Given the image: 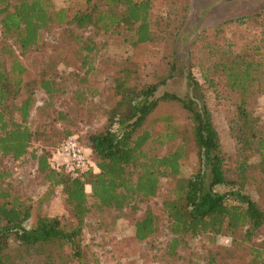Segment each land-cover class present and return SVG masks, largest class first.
I'll list each match as a JSON object with an SVG mask.
<instances>
[{
    "label": "trees",
    "instance_id": "16d2710c",
    "mask_svg": "<svg viewBox=\"0 0 264 264\" xmlns=\"http://www.w3.org/2000/svg\"><path fill=\"white\" fill-rule=\"evenodd\" d=\"M159 1L167 8L160 15L153 13L157 0H81L70 15L65 8H55L50 0H0V156L20 158L34 138L55 146L35 155L36 170L49 187L60 188L74 220L65 227L59 218L35 211L11 195L2 186L8 173L0 169V264H96V259L90 263L82 245L83 225L92 208L136 210L139 202L157 195L162 178L170 181L173 194L162 201L171 234L169 255L187 245L189 239L211 233L231 239L228 247L219 248L228 256L222 254L224 258L215 262L210 259L211 264L236 260L233 249L244 251V264H262L264 238L259 244H254L253 238L264 227V208L241 189L248 182L259 190L264 182V138L259 135L258 119L248 110L249 101L264 90V81L259 80V74H264V34L233 53L219 50L216 44L223 40L220 33L224 25L256 21L258 15L225 20L216 26L215 33L201 30L197 35L205 58L201 65L204 82L216 96L231 99L234 106L230 130L239 147L231 166L230 157L221 149L204 86L192 74L188 55L183 53L184 58L178 54L177 39L188 18L189 0ZM55 25H63L60 50L67 51V58L77 66L87 65L86 70L95 45L90 39L83 41L75 28L122 30L135 45L161 40L166 45L161 68L149 81L135 82L127 70L114 77L115 103L106 111L104 126L87 136L84 146L89 149L91 164L77 178L52 167V155L59 143L48 134V124L39 122L32 130L28 123L37 90L48 100L63 90L57 81L58 72L48 68L45 61L34 74L16 51L21 54L37 48L43 33ZM60 56L57 51L50 57ZM176 78H184L190 91L182 96L169 91L156 94L159 86ZM75 93L79 96L82 92ZM165 104H175L184 112L186 122L180 130L171 127L161 114ZM57 116L64 118L61 112ZM155 122L156 127L150 128ZM62 134L77 137L71 130ZM163 146L165 152H161ZM190 151L196 156L197 167L185 175L181 167ZM252 151L259 154L258 163L249 162ZM219 185L234 188L219 192ZM154 230L155 214L148 208L134 222V237L143 241ZM219 249L213 254L221 256Z\"/></svg>",
    "mask_w": 264,
    "mask_h": 264
},
{
    "label": "rangeland",
    "instance_id": "374dc122",
    "mask_svg": "<svg viewBox=\"0 0 264 264\" xmlns=\"http://www.w3.org/2000/svg\"><path fill=\"white\" fill-rule=\"evenodd\" d=\"M50 2L55 8H65L71 15L76 11L81 0H50ZM263 8L264 0H189L188 18L177 39L178 54L184 58L183 53L188 55L186 59L191 61L192 74L204 86L206 100L219 134L221 149L230 157L228 163L231 166L234 165L233 155L239 147L230 130L234 106L231 104V99L216 96L204 82L201 65L205 58L204 53H200L201 43L197 35L201 30L206 34L215 33L216 26L225 20L257 14L258 21H248L244 24L231 21L223 26L220 33L223 40H217V48L228 53L237 52L244 44L257 42L263 36ZM166 11L167 8L157 0L153 13L160 15ZM62 27L63 25H55L47 29L37 48L21 54L16 49L22 63L34 74H38L43 63L48 61L47 67L56 69L57 81L63 89L50 100L43 91L37 90L28 123L32 130L39 122L47 123L50 127L48 134H51L54 141L57 140L59 144L68 137L62 132L71 130L84 146L87 136L104 126L106 111L115 103L114 77L121 71L127 70L131 73L133 81H149L161 68L166 45L163 40L143 46L135 45L131 36L128 33L123 34L122 30L103 32L92 26L75 28L83 41L90 39L95 45L88 57L90 68L86 70L87 65L77 66L67 58V51L60 50L59 37ZM161 36L165 38L166 33L162 32ZM57 51L61 52V56L51 58L50 56ZM259 77V80L264 81V74L261 76L259 74ZM76 90L82 93L78 96ZM165 91L182 96L190 89L184 78H176L159 86L156 94ZM46 101L48 104L44 105ZM248 110L258 119L261 132L259 135L264 138V90L256 93L253 100L249 101ZM58 112L64 114L63 119L58 118ZM161 114L169 119L171 127L176 130H180L186 122L184 112L175 104L163 105ZM154 124L150 128L156 127L157 123ZM43 148L51 151L55 146L46 145L43 138H34L27 152L20 158L0 156V169L8 173L2 186L7 188L11 195L32 205L35 211L57 217L65 227H70L74 220L63 201L60 188L49 187L48 182L36 170L35 155ZM165 151L166 148L163 146L161 152ZM252 154L249 162L258 163L261 160L259 154L255 151H252ZM262 164L264 165V161ZM196 167V156L190 151L181 167L182 172L189 175ZM260 167L254 172L255 175L259 174ZM249 173L245 174L248 181ZM261 184L258 190L255 184L245 182L241 191L264 208V182ZM232 188L234 187L230 185L216 186L219 192H227ZM85 189L87 192L90 191L88 185ZM172 196L170 181L162 178L157 195L139 202L136 210L130 207L120 210L93 207L85 218L82 229V245L90 263L96 259V264H211L210 259L214 258L215 262L223 255L228 256L224 249L219 248L228 247L231 242L230 237L211 233L191 238L187 245L178 247L173 255L168 254L167 245L171 234L168 231L169 220L162 209V201ZM148 208L155 214V230L147 239L138 241L134 237V222ZM263 238L264 227L253 238V243L259 244ZM224 239H228L229 242H225ZM217 248L222 252L221 256L213 254ZM231 252L236 260L230 264H244L246 260L243 250L233 249ZM262 264H264V256Z\"/></svg>",
    "mask_w": 264,
    "mask_h": 264
},
{
    "label": "built area",
    "instance_id": "2783aa9c",
    "mask_svg": "<svg viewBox=\"0 0 264 264\" xmlns=\"http://www.w3.org/2000/svg\"><path fill=\"white\" fill-rule=\"evenodd\" d=\"M90 164L89 149L75 136H68L56 147L51 161L53 168L72 178L80 177Z\"/></svg>",
    "mask_w": 264,
    "mask_h": 264
}]
</instances>
